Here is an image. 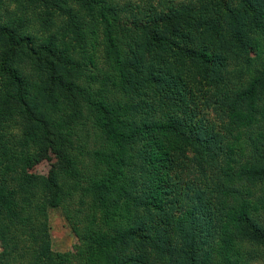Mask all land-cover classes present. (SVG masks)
<instances>
[{
	"label": "trees",
	"instance_id": "1",
	"mask_svg": "<svg viewBox=\"0 0 264 264\" xmlns=\"http://www.w3.org/2000/svg\"><path fill=\"white\" fill-rule=\"evenodd\" d=\"M125 11L0 14V264H263L264 0Z\"/></svg>",
	"mask_w": 264,
	"mask_h": 264
},
{
	"label": "rangeland",
	"instance_id": "2",
	"mask_svg": "<svg viewBox=\"0 0 264 264\" xmlns=\"http://www.w3.org/2000/svg\"><path fill=\"white\" fill-rule=\"evenodd\" d=\"M26 2L27 0H12L9 5H6L7 9L2 10V8H0L2 18L5 20L9 18L10 15L19 13L17 12L19 5ZM190 3L191 0H121L122 6L126 8L124 16L130 24L134 21L140 20L141 16L144 17L149 14V12H165L171 6H181ZM232 4L235 6L237 5V2L233 1ZM42 11V8H31L29 13L30 16L33 17L34 13L39 16ZM60 22L62 23V21L59 20L58 24ZM31 28L32 32L35 33L39 30V28H36L34 25ZM39 33L40 32L36 34L40 35ZM17 127L18 126L16 125L12 128V135L21 134L19 131L20 129ZM57 164L58 159L56 154H51L50 158L36 166L33 172L42 176H47L55 169ZM49 215L53 250L56 252L69 253L73 257L78 258L80 256V245L78 239L73 234L69 224L63 216L62 211L60 209H52L50 210Z\"/></svg>",
	"mask_w": 264,
	"mask_h": 264
}]
</instances>
